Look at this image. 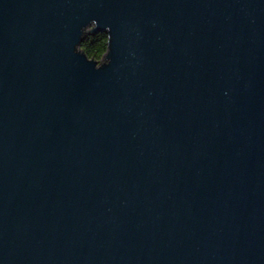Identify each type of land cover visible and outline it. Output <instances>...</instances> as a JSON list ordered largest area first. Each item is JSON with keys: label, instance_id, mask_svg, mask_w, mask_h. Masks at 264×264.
Listing matches in <instances>:
<instances>
[{"label": "water", "instance_id": "1", "mask_svg": "<svg viewBox=\"0 0 264 264\" xmlns=\"http://www.w3.org/2000/svg\"><path fill=\"white\" fill-rule=\"evenodd\" d=\"M0 264H264V0H0Z\"/></svg>", "mask_w": 264, "mask_h": 264}, {"label": "trees", "instance_id": "2", "mask_svg": "<svg viewBox=\"0 0 264 264\" xmlns=\"http://www.w3.org/2000/svg\"><path fill=\"white\" fill-rule=\"evenodd\" d=\"M106 49L107 36L103 33L86 35L79 46V51L97 64H100V61L106 54Z\"/></svg>", "mask_w": 264, "mask_h": 264}]
</instances>
